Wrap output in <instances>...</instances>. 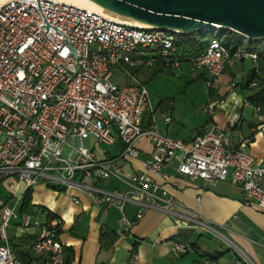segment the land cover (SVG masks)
<instances>
[{"label": "built area", "instance_id": "1", "mask_svg": "<svg viewBox=\"0 0 264 264\" xmlns=\"http://www.w3.org/2000/svg\"><path fill=\"white\" fill-rule=\"evenodd\" d=\"M175 42V32L123 23L70 2L0 4V264H24L10 243L9 231L18 219L19 227L38 229L33 250L47 252L51 264H66L67 252L59 238L62 219L33 209L22 211L25 194L42 181L66 191L80 189L96 205L117 208L121 234L151 208L177 224L189 220L207 225L152 179L151 174L164 177L163 167L174 159L181 176L208 184L230 179L244 190V204L255 203L264 210V167L246 150L252 138L242 137L234 145L228 134L241 117L239 98L234 99V113L225 128L213 124L191 139L173 137L161 130L147 84L134 71H175L185 65L204 72L207 86L214 88L228 69L245 59L261 75L258 51L248 49L253 43L248 40L232 51L214 37L200 54L181 57ZM257 42L264 50V41ZM116 73L122 82L114 80ZM237 86L230 84L232 94ZM260 86L258 77L249 83L251 89ZM216 106L211 102L206 111L212 114ZM253 109L264 123V106ZM148 113L151 120L146 124ZM163 118L172 123L171 115ZM142 137L151 141L153 152L144 171L127 176L122 161L141 154L137 144ZM101 145H121V150L110 155L103 149L101 157L96 152ZM110 179L125 187L100 186ZM128 204L140 207L134 218L127 215ZM192 249L189 241L174 244L181 254ZM137 258L133 247L131 264Z\"/></svg>", "mask_w": 264, "mask_h": 264}, {"label": "crops", "instance_id": "2", "mask_svg": "<svg viewBox=\"0 0 264 264\" xmlns=\"http://www.w3.org/2000/svg\"><path fill=\"white\" fill-rule=\"evenodd\" d=\"M251 70L252 66L246 70L243 60L225 72L210 91L207 105L217 102L214 112H206L205 122L197 126L191 135H183L173 128L172 111L162 112L159 116L158 107L154 105L161 130L173 137L191 139L201 127L215 124L225 128L234 113V99L239 98L241 117L228 134L234 145H238L242 137L250 136L252 142L246 150L264 167V123L254 114L253 105L247 98L249 91L243 85ZM238 71L242 81L232 94L230 84L235 82ZM137 74L148 83L144 67L138 68ZM225 76L228 78L225 79ZM123 80L121 76L120 82ZM165 115H171L172 123L164 122ZM150 120L148 113L145 123ZM137 145L141 154L136 158L125 157L122 161L127 176L144 171L146 161L153 152V145L147 137H142ZM103 149L110 155H116L121 145H101L96 149L101 157ZM163 172L164 177L151 174L152 179L165 188L175 201L189 209L193 217L207 225L189 220L177 224L173 217L151 208L128 232L121 234L117 208L96 205L93 197L80 189L60 191L43 181L30 188L32 209L52 213L62 219L59 238L70 258L69 264H131L133 247L138 253L133 264H264V210L255 203L244 204L245 193L241 186L230 179L208 184L181 176L177 159L165 165ZM100 186L106 190H122L125 187L115 179L100 183ZM1 189L6 196L3 186ZM74 198L79 202L76 203ZM139 209L138 205L128 204L126 212L129 218H134ZM19 224L15 221L9 231L10 243L18 258L24 264H51L47 252L32 248L38 229L31 227L25 230ZM184 241L191 242L193 249L183 254L176 252L174 244Z\"/></svg>", "mask_w": 264, "mask_h": 264}, {"label": "water", "instance_id": "3", "mask_svg": "<svg viewBox=\"0 0 264 264\" xmlns=\"http://www.w3.org/2000/svg\"><path fill=\"white\" fill-rule=\"evenodd\" d=\"M111 13L177 33L235 31L264 41V0H88Z\"/></svg>", "mask_w": 264, "mask_h": 264}, {"label": "rangeland", "instance_id": "4", "mask_svg": "<svg viewBox=\"0 0 264 264\" xmlns=\"http://www.w3.org/2000/svg\"><path fill=\"white\" fill-rule=\"evenodd\" d=\"M221 28L217 27L215 30ZM212 34H208L209 39ZM246 70L252 66L249 59H245ZM148 79L147 87L152 96L153 104L158 107V115L162 112L172 111L174 117L173 128L183 135L192 134L195 128L206 120V105L210 98L212 88L207 86V78L200 71H193L187 66L175 71L155 72L156 67H144ZM121 75L116 73L114 80L120 81ZM140 77V76H139ZM228 76H225L227 79ZM242 81L241 72L238 71L235 82ZM218 83V82H217ZM217 85V84H216ZM90 145V139L84 141ZM105 146V145H103ZM22 189V187H21ZM69 192V191H68ZM22 219L13 220L12 224Z\"/></svg>", "mask_w": 264, "mask_h": 264}, {"label": "trees", "instance_id": "5", "mask_svg": "<svg viewBox=\"0 0 264 264\" xmlns=\"http://www.w3.org/2000/svg\"><path fill=\"white\" fill-rule=\"evenodd\" d=\"M208 34H212V38L217 37L222 40V42L232 51L236 50L240 46L244 44V42L247 40L243 35L229 30V29H219V30H211L209 32H195V33H177L176 34V47H177V53L181 57H188V56H196L200 54L207 44L211 41V39L207 38ZM249 50H257L260 57V68L263 71L261 75H258L254 69L250 71V74L248 75V78L244 82V89L246 91H249V94L247 96L248 101L250 104L254 106H264V50L261 49L260 45L257 41H253V43L249 44L248 47ZM134 71H138V69H135ZM164 71L161 67H156L155 72H161ZM258 77L261 80V86L257 89H251L249 87V83L252 79ZM200 129H204V127H201ZM51 188L56 190H66L64 186L61 185H49ZM31 191L30 189L25 194L24 202L22 205V211H30L32 209L31 205ZM136 245V244H135ZM69 256L67 253L66 258V264H69Z\"/></svg>", "mask_w": 264, "mask_h": 264}, {"label": "bare ground", "instance_id": "6", "mask_svg": "<svg viewBox=\"0 0 264 264\" xmlns=\"http://www.w3.org/2000/svg\"><path fill=\"white\" fill-rule=\"evenodd\" d=\"M7 0H0V4L6 2ZM58 1H63V2H70V3H74L76 5H81L83 7H87L89 9H92L94 11L100 12L102 14H104L107 17H110L114 20L123 22V23H127V24H131V25H136V26H145V24L142 23H138L134 20L128 19V18H124L121 17L119 15H116L114 13L109 12L108 10H106L104 7L96 5L91 3L88 0H58Z\"/></svg>", "mask_w": 264, "mask_h": 264}]
</instances>
